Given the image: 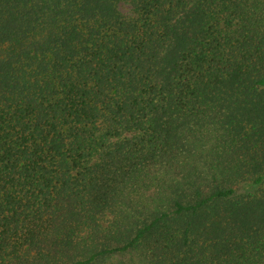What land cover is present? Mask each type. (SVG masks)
Listing matches in <instances>:
<instances>
[{
    "label": "trees",
    "instance_id": "trees-1",
    "mask_svg": "<svg viewBox=\"0 0 264 264\" xmlns=\"http://www.w3.org/2000/svg\"><path fill=\"white\" fill-rule=\"evenodd\" d=\"M0 264H264V0H0Z\"/></svg>",
    "mask_w": 264,
    "mask_h": 264
},
{
    "label": "rangeland",
    "instance_id": "rangeland-1",
    "mask_svg": "<svg viewBox=\"0 0 264 264\" xmlns=\"http://www.w3.org/2000/svg\"><path fill=\"white\" fill-rule=\"evenodd\" d=\"M121 9L124 11V12H130L129 10H130V6H129V4H127V3H123V4H121Z\"/></svg>",
    "mask_w": 264,
    "mask_h": 264
}]
</instances>
